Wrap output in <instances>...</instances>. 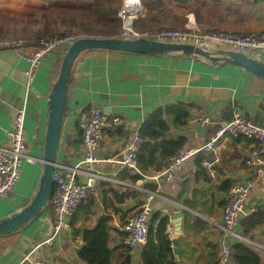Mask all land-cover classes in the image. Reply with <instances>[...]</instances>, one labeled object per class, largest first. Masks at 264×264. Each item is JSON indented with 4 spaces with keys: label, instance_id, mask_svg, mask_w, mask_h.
<instances>
[{
    "label": "crops",
    "instance_id": "obj_1",
    "mask_svg": "<svg viewBox=\"0 0 264 264\" xmlns=\"http://www.w3.org/2000/svg\"><path fill=\"white\" fill-rule=\"evenodd\" d=\"M149 12L155 13L151 8ZM172 16L176 19L175 26H181L190 17L197 25L217 31L242 35L264 32V0H192V6L175 9ZM32 44L0 47V143L6 142L17 110L23 108L27 153L38 159L35 163L23 162L13 193L0 198V219L30 201L42 170L47 98L56 79L53 73L60 53L44 58L29 79L27 57L35 46ZM260 59L264 61V54ZM177 103L192 108L186 126H170V139H186L183 149L202 146L234 116L264 127V80L239 67L211 68L182 57L89 50L77 58L71 69L58 161L72 165L82 154L81 143L77 150L72 148L73 141L80 140L77 119L81 112L99 108L122 118L118 129L103 133L97 151L98 157L110 159L120 157L152 112ZM205 117L210 124L198 125L197 121ZM256 146L242 137H227L217 143L213 152L202 155L207 158L205 162L212 163L211 168L204 161L198 166V159L194 158L181 165L169 180L141 179L135 184L122 181L108 164H103L98 170L123 184L113 181L97 184L91 192L88 213L79 215L74 224L77 233L70 229L53 246L34 250L48 236L51 226L48 209L23 232L0 236V264H85L78 260L75 247L81 242V232L93 228L103 215L111 219L108 246H119L125 234L121 227L144 201L139 191L142 186L147 189L152 186L156 191L149 206L151 212L168 218L167 233L171 241L177 240V264H205L211 245L219 244L217 225L221 222L222 204L229 198V191L223 190L225 184L251 183L244 212L264 210V175L250 182L251 171L244 166ZM196 219L201 223L195 224ZM247 239L261 246L254 250L264 264V224L253 229ZM142 247L130 250L131 264H142ZM24 257L28 261H23Z\"/></svg>",
    "mask_w": 264,
    "mask_h": 264
},
{
    "label": "built area",
    "instance_id": "obj_2",
    "mask_svg": "<svg viewBox=\"0 0 264 264\" xmlns=\"http://www.w3.org/2000/svg\"><path fill=\"white\" fill-rule=\"evenodd\" d=\"M131 2L132 6L129 5ZM139 0H125L118 18L122 21V31L117 36L120 38H147L159 41L189 43L208 49H226L230 51L244 52L250 56L260 58L264 54V32L260 34L241 35L223 31L202 30L194 19L187 17L182 29H162L154 32H144L135 29V22L141 16ZM77 37L65 35L40 39L32 52L28 55L29 68L26 75L31 79L35 71L41 66L44 58L52 53H63ZM25 111L17 110L10 131L7 133L6 142L0 143V198L8 197L18 184L21 177L23 162L35 163L38 159L30 157L27 153V143L24 129ZM77 123L81 131L80 158L72 165L59 163L52 175L54 192L50 203L49 216L51 226L48 236L38 243L34 250L43 246L51 247L63 232L70 230V219L74 216L82 200L89 192L95 190L99 182H115L106 173L98 169L103 164H108L110 170L116 174L123 171H131L142 176L143 181L169 180L173 173L200 153L213 152L217 143L225 138H245L257 144L244 161L246 169L251 171V179L255 181L264 175V127L253 124L239 116H234L225 125L220 126L214 136L202 146L194 149H181L171 156L166 167L154 175L141 174L137 168V154L142 144L138 133L134 135L120 157L102 159L97 151L100 146L103 133L114 131L122 124V118L109 115L99 108H92L87 112H81ZM200 126L210 124L209 118L197 121ZM207 168L212 163L205 162ZM251 184V183H250ZM250 184L236 183L230 187L229 198L222 209L221 222L218 226L221 232L219 239L218 264H233L231 261V244L243 243L249 247L257 248L259 245L250 241L239 231L241 220L248 218L252 212H244V203L249 195ZM139 191L144 195V201L138 208V212L129 216L121 231L126 234L124 245L130 250L144 246L148 240V222L151 208L149 203L156 196V191L140 187ZM83 246L82 242L76 245V250ZM261 247V246H259ZM23 261H28L24 257ZM37 264V263H34ZM39 264H44L40 262Z\"/></svg>",
    "mask_w": 264,
    "mask_h": 264
},
{
    "label": "trees",
    "instance_id": "obj_3",
    "mask_svg": "<svg viewBox=\"0 0 264 264\" xmlns=\"http://www.w3.org/2000/svg\"><path fill=\"white\" fill-rule=\"evenodd\" d=\"M148 2V6L159 17H163L169 12L181 9H187L192 6V0H144ZM119 6V5H118ZM106 13L116 14L118 7L108 6ZM111 24H118L116 18L109 16L106 18ZM166 29L161 27L158 30ZM96 35L107 38L112 37L110 32L96 31ZM238 34V33H236ZM90 35V33H87ZM242 35V34H241ZM63 36V35H62ZM57 36V37H62ZM65 36V35H64ZM52 38L42 37L37 38L33 44L36 46L40 39ZM32 44V45H33ZM61 53L56 62V67L53 73L54 78L57 77L60 63ZM181 57V56H174ZM191 106L177 103L175 105L167 106L165 108H158L150 114L146 121L141 124L138 135L142 139L140 150L137 154V168L141 174H147L148 172H160L162 171L171 156L176 154L179 150L183 149L186 139L177 138L170 139L169 134L171 125L173 127L186 126L189 118L191 117ZM77 133L80 140L73 141V149L77 150L81 143V131L79 126L77 127ZM206 153H200L197 159L198 166L201 162H205L207 158L203 157ZM208 154V153H207ZM120 179L128 181L130 184H135L142 179V176L138 173L131 171H123L119 173ZM232 185H226L223 188L224 192L230 190ZM149 190H153L152 186H148ZM91 201V192L88 193L86 198L82 200L77 208L76 213L70 219V229L77 233L74 229V224L79 215L87 214V209ZM227 202V200H226ZM226 202L222 204L224 207ZM50 209V206L48 207ZM47 209V210H48ZM138 212V210L136 211ZM110 217L103 215L98 218L96 225L93 228L85 229L80 234V241L83 246L77 250L78 260L85 264H131L129 252L130 249L124 245L126 235L122 236L121 244L117 247L111 248L108 246L109 231H110ZM195 224L201 223L198 219L195 220ZM264 224V210L257 209V211L251 214L248 218L243 219L239 223V231L244 237H248L249 233ZM168 218L162 216L159 213L151 212L148 222V240L142 247L141 260L142 264H177L176 258L173 253L172 241L167 233ZM219 232V238L221 232ZM219 244L211 245L208 252V258L205 264H218L219 262ZM231 261L233 264H261V260L257 252L243 244L232 243L231 244Z\"/></svg>",
    "mask_w": 264,
    "mask_h": 264
},
{
    "label": "water",
    "instance_id": "obj_4",
    "mask_svg": "<svg viewBox=\"0 0 264 264\" xmlns=\"http://www.w3.org/2000/svg\"><path fill=\"white\" fill-rule=\"evenodd\" d=\"M30 49L28 55L32 52ZM89 50L121 52L145 57L181 56L211 68L233 65L264 80V61L244 52L208 49L189 43L168 42L147 38L80 37L61 56L58 75L47 98L46 131L42 149V170L30 201L20 210L0 219V236L23 232L50 206L54 192L53 172L59 164V153L65 127L70 73L77 58ZM173 253L178 260L177 240L172 239Z\"/></svg>",
    "mask_w": 264,
    "mask_h": 264
},
{
    "label": "rangeland",
    "instance_id": "obj_5",
    "mask_svg": "<svg viewBox=\"0 0 264 264\" xmlns=\"http://www.w3.org/2000/svg\"><path fill=\"white\" fill-rule=\"evenodd\" d=\"M124 1L35 0L34 3V0H0V47L29 44L37 38L60 35H73L77 38L100 37L95 34L99 30L110 32L113 34L112 37H117L122 31V21L117 15ZM139 2L142 10L141 16L134 24L136 30L154 32L161 27L168 29L184 27L186 18L181 26H175L173 21L176 19L172 12L159 18L157 14L149 12L148 2L144 0ZM108 6L118 7L116 14L106 13L109 11ZM109 16L116 18L118 24L109 23L108 19L106 20ZM199 27L204 31L214 29L210 26Z\"/></svg>",
    "mask_w": 264,
    "mask_h": 264
},
{
    "label": "bare ground",
    "instance_id": "obj_6",
    "mask_svg": "<svg viewBox=\"0 0 264 264\" xmlns=\"http://www.w3.org/2000/svg\"><path fill=\"white\" fill-rule=\"evenodd\" d=\"M130 6H132L131 2L129 3Z\"/></svg>",
    "mask_w": 264,
    "mask_h": 264
}]
</instances>
